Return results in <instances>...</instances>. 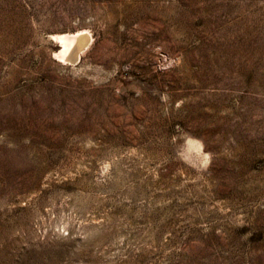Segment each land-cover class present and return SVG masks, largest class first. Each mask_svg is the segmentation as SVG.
Returning a JSON list of instances; mask_svg holds the SVG:
<instances>
[{
  "label": "rangeland",
  "instance_id": "rangeland-1",
  "mask_svg": "<svg viewBox=\"0 0 264 264\" xmlns=\"http://www.w3.org/2000/svg\"><path fill=\"white\" fill-rule=\"evenodd\" d=\"M0 264H264V0H0Z\"/></svg>",
  "mask_w": 264,
  "mask_h": 264
},
{
  "label": "bare ground",
  "instance_id": "bare-ground-1",
  "mask_svg": "<svg viewBox=\"0 0 264 264\" xmlns=\"http://www.w3.org/2000/svg\"><path fill=\"white\" fill-rule=\"evenodd\" d=\"M57 43L58 50L54 52V59L63 64L73 65L77 63L82 54L90 46L92 38L86 31L74 34L54 35L52 39Z\"/></svg>",
  "mask_w": 264,
  "mask_h": 264
}]
</instances>
